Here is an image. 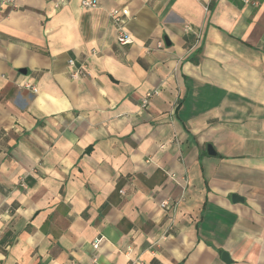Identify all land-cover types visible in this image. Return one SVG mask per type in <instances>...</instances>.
I'll list each match as a JSON object with an SVG mask.
<instances>
[{
  "label": "crops",
  "instance_id": "1",
  "mask_svg": "<svg viewBox=\"0 0 264 264\" xmlns=\"http://www.w3.org/2000/svg\"><path fill=\"white\" fill-rule=\"evenodd\" d=\"M95 1L0 0V264H264V0Z\"/></svg>",
  "mask_w": 264,
  "mask_h": 264
},
{
  "label": "built area",
  "instance_id": "2",
  "mask_svg": "<svg viewBox=\"0 0 264 264\" xmlns=\"http://www.w3.org/2000/svg\"><path fill=\"white\" fill-rule=\"evenodd\" d=\"M81 5L86 7H92L96 5L95 0H81ZM111 20L116 26V40L119 44L124 45L129 43V37L126 31V22L130 16L129 11L127 8H122L119 12H111L109 14ZM68 64L71 67L70 76L72 78H78L84 73V66H75L74 61L72 59L68 60ZM26 87H28L32 92L36 91V88L34 86H31L30 84H26ZM151 96L150 92H147L145 96L141 100V106H146L148 102V98ZM169 205L168 200H163L160 202V207L167 208ZM98 240L93 243L94 247H97Z\"/></svg>",
  "mask_w": 264,
  "mask_h": 264
},
{
  "label": "water",
  "instance_id": "3",
  "mask_svg": "<svg viewBox=\"0 0 264 264\" xmlns=\"http://www.w3.org/2000/svg\"><path fill=\"white\" fill-rule=\"evenodd\" d=\"M206 151L209 155L214 154L213 148L210 144L206 145ZM236 197L237 196L233 195V199H236ZM221 257H222V260H224L225 262H227V263L229 262V256L226 252H222Z\"/></svg>",
  "mask_w": 264,
  "mask_h": 264
}]
</instances>
